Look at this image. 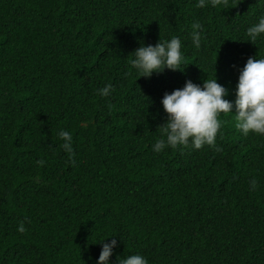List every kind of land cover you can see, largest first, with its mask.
<instances>
[{
    "label": "trees",
    "instance_id": "obj_1",
    "mask_svg": "<svg viewBox=\"0 0 264 264\" xmlns=\"http://www.w3.org/2000/svg\"><path fill=\"white\" fill-rule=\"evenodd\" d=\"M261 15L264 0H0V264H95L112 235V264H264V136L222 113L219 151L152 150L165 92L216 73L235 101L239 70L264 57V35H245ZM173 36L183 70L130 68L142 42Z\"/></svg>",
    "mask_w": 264,
    "mask_h": 264
},
{
    "label": "clouds",
    "instance_id": "obj_2",
    "mask_svg": "<svg viewBox=\"0 0 264 264\" xmlns=\"http://www.w3.org/2000/svg\"><path fill=\"white\" fill-rule=\"evenodd\" d=\"M227 0H196V7L212 8L226 6ZM191 41L195 49L201 48L202 25L199 22L192 26ZM246 41L257 44L258 37L264 35V15L258 21L250 25L245 32ZM181 40L173 36L170 39H160L156 44H144L136 48L131 54L133 58L129 61L130 68L135 70L139 77L150 78L153 73H162L165 69L176 71L183 70L184 61ZM114 91L111 83L97 90L101 97H108ZM229 92L215 78H208L203 85L194 83L191 79L186 80L182 88L171 92H165L161 100L163 110L167 115L164 124L158 129L161 130L162 138L152 144V150L160 153L166 148L176 149L178 147H191L199 150L203 146H216L217 135L221 128L218 117L223 114L234 113L235 128L243 136L249 133L264 136V57H249L245 65L239 70L238 83L235 88V101L226 99ZM63 141L60 147L73 155V137L67 130L60 129L56 133ZM42 165L43 161H37ZM250 190L257 187L255 178L249 181ZM17 230L24 232L25 228L21 223ZM115 235L99 239L101 251L95 264H112L110 257L114 249L118 247V240ZM116 264H148L146 257L140 253L118 256Z\"/></svg>",
    "mask_w": 264,
    "mask_h": 264
}]
</instances>
